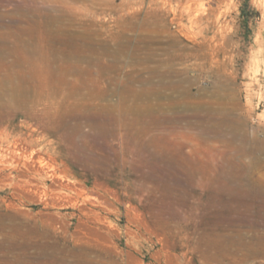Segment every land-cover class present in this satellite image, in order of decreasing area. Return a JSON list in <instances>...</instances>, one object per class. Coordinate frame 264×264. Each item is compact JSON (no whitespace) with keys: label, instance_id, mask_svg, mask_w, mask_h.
<instances>
[{"label":"rangeland","instance_id":"1","mask_svg":"<svg viewBox=\"0 0 264 264\" xmlns=\"http://www.w3.org/2000/svg\"><path fill=\"white\" fill-rule=\"evenodd\" d=\"M29 56L63 74L0 86V166L61 109L34 150L66 185L0 171V264H264V0H0V59Z\"/></svg>","mask_w":264,"mask_h":264},{"label":"bare ground","instance_id":"2","mask_svg":"<svg viewBox=\"0 0 264 264\" xmlns=\"http://www.w3.org/2000/svg\"><path fill=\"white\" fill-rule=\"evenodd\" d=\"M30 57L31 56H29V58L18 57L13 60L0 59V75H3L0 80V86H3L2 88H4L6 85V88H4L3 91L7 92L11 100L20 104L30 102L34 97L38 98L45 96L47 93L46 87L49 83L42 80L44 75L47 74L52 76L55 73L63 74L60 68H54L52 62L47 63L46 60L44 62V59L43 61H39V59L35 60L36 58L30 59ZM22 115L33 121H29L24 125L27 128V132L23 131V128H18L17 130L12 131L5 128L3 131L5 132L3 135L6 138L4 137L2 139H6L10 142L5 148L6 150H3V152L5 151L6 155L10 156V159H4L2 161L0 171H6L5 169L8 168L11 169L10 174H7L5 177V181H9V186L12 187L17 195L23 193L42 195L41 199L45 201L44 203L55 206L57 202L60 201L61 197L57 189L66 185L65 183V185L62 183L66 174H64L65 172L63 173L62 170L55 168L52 159L47 161L43 154L34 150L37 146H41L40 150L44 149L39 142V138L36 137V133L40 129L51 131L48 127L49 122L55 120V118H60V120L63 119L64 121L69 114H66L67 116L61 115V109L51 111L32 107ZM69 116L72 117L74 115ZM77 128L80 130L81 125L78 124ZM46 150L49 152L48 148ZM3 157L7 158L4 155ZM47 181H50L52 184L48 185V192H44L42 190V185L43 183H47Z\"/></svg>","mask_w":264,"mask_h":264}]
</instances>
